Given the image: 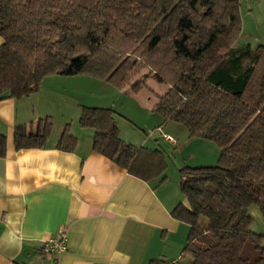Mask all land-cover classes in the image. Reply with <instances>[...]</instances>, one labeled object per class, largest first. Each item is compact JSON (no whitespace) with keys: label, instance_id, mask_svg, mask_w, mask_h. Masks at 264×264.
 Segmentation results:
<instances>
[{"label":"trees","instance_id":"obj_1","mask_svg":"<svg viewBox=\"0 0 264 264\" xmlns=\"http://www.w3.org/2000/svg\"><path fill=\"white\" fill-rule=\"evenodd\" d=\"M242 1L0 0V100L37 93L54 75L137 93L147 72L168 85L152 112L218 144L215 166L179 169L184 201L171 216L189 226L185 264H264L263 236L251 230L248 211L257 205L264 217V45L238 43ZM115 115L82 108L93 150L144 182H164L163 151L124 141ZM52 129L49 117L15 127V149L44 147ZM76 147L66 125L57 148ZM6 154L0 132V158Z\"/></svg>","mask_w":264,"mask_h":264},{"label":"crops","instance_id":"obj_2","mask_svg":"<svg viewBox=\"0 0 264 264\" xmlns=\"http://www.w3.org/2000/svg\"><path fill=\"white\" fill-rule=\"evenodd\" d=\"M240 11L238 43L264 45V0H243ZM3 43L0 37V46ZM60 79L46 77L37 93L0 100V132L7 137V154L0 158V264L181 261L189 226L171 216L184 201L180 178L179 185L172 184L168 166L164 182L161 178L144 182L128 174L93 150L94 131L88 128H83L87 132L83 142L71 129L77 138L75 151L59 150L57 143L64 128L53 122V112L42 102L43 97H49L42 87ZM47 117L53 129L44 147L16 150L15 127L29 128ZM115 119L118 125L117 115ZM169 123L158 129L163 131ZM59 231L67 235L66 251L44 252L46 241Z\"/></svg>","mask_w":264,"mask_h":264},{"label":"rangeland","instance_id":"obj_3","mask_svg":"<svg viewBox=\"0 0 264 264\" xmlns=\"http://www.w3.org/2000/svg\"><path fill=\"white\" fill-rule=\"evenodd\" d=\"M78 76L88 78L54 75L61 78L60 82L51 81L43 85L42 91L49 97H43L42 102L47 104L50 112H53V122L62 129L68 125L70 132L71 129L74 133L76 132L75 134H78L82 142L87 133L79 124L82 106L101 108L115 106L118 127L126 142L162 150L168 165L167 175L172 184L179 185V169L183 166L201 167L217 164L220 156L218 144L191 138L188 132H185L184 126L180 124L170 122L163 130L176 139V144L169 145L163 142L161 134L163 131L158 128H165L167 122H164L160 115L152 112V108L156 98L167 91V84L158 82L154 76L147 77L148 73L144 72L137 81L145 80L146 84L139 92L134 93L128 88L120 90L91 76ZM248 211L253 219L251 230L263 236L264 244V217L257 205H251Z\"/></svg>","mask_w":264,"mask_h":264},{"label":"built area","instance_id":"obj_4","mask_svg":"<svg viewBox=\"0 0 264 264\" xmlns=\"http://www.w3.org/2000/svg\"><path fill=\"white\" fill-rule=\"evenodd\" d=\"M162 138L168 144H176V139L168 134H163ZM67 249V235L64 231H59L56 237L46 241L44 252L60 254Z\"/></svg>","mask_w":264,"mask_h":264},{"label":"water","instance_id":"obj_5","mask_svg":"<svg viewBox=\"0 0 264 264\" xmlns=\"http://www.w3.org/2000/svg\"><path fill=\"white\" fill-rule=\"evenodd\" d=\"M190 260H191L190 258H187V259L181 260L175 264H185V263L189 262Z\"/></svg>","mask_w":264,"mask_h":264}]
</instances>
